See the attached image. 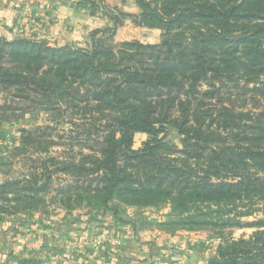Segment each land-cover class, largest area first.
Returning <instances> with one entry per match:
<instances>
[{"label": "trees", "instance_id": "16d2710c", "mask_svg": "<svg viewBox=\"0 0 264 264\" xmlns=\"http://www.w3.org/2000/svg\"><path fill=\"white\" fill-rule=\"evenodd\" d=\"M138 2V24L162 29L160 42L88 49L0 37L1 86L17 88L21 100L59 106L61 114L89 108L80 126L94 124L78 133L76 143L88 149L79 158H46L40 172L0 185V213L45 204L58 172L72 179L57 190L70 207L170 204L173 223L191 229L242 226V216L259 210L264 0ZM172 127L182 147L167 141ZM137 132L151 137L141 148H134ZM248 225L264 226V219ZM210 264H264V230L226 239Z\"/></svg>", "mask_w": 264, "mask_h": 264}, {"label": "rangeland", "instance_id": "374dc122", "mask_svg": "<svg viewBox=\"0 0 264 264\" xmlns=\"http://www.w3.org/2000/svg\"><path fill=\"white\" fill-rule=\"evenodd\" d=\"M91 2L0 0V37L88 49L98 43L117 49L129 41H161L162 29L138 24L142 13L138 0ZM246 25L237 24L234 30ZM18 94L17 88L0 85V185L40 172L46 158L64 160L72 154L79 158L83 142L76 143L78 133L94 125L85 122L87 128L80 126L90 117L89 108L61 114L59 106L41 105L38 99L21 100ZM150 138L148 133L137 132L134 148H141ZM167 141L182 147V136L176 128H170ZM87 151L83 149L82 153ZM71 180L69 175L58 172L44 195L45 204L36 201L28 210L14 207L0 213V264H149L133 257L144 248L153 255L161 254L163 259L150 264L171 263L170 258H174L173 264H210L226 239L249 238L255 231L264 230V226L248 225L264 219V201L259 202L254 214L240 218L242 226L191 229L173 223L176 218L171 215L170 204L138 206L115 200L112 209L107 210L87 201L67 206L57 190ZM149 230L162 232L164 241L149 237ZM178 244L187 249L180 250Z\"/></svg>", "mask_w": 264, "mask_h": 264}, {"label": "crops", "instance_id": "0c3cea01", "mask_svg": "<svg viewBox=\"0 0 264 264\" xmlns=\"http://www.w3.org/2000/svg\"><path fill=\"white\" fill-rule=\"evenodd\" d=\"M148 232V236L150 237V235H152L154 238H156L157 240L156 241H158V240H160V241H164V237L162 236V232H154V231H147ZM145 236V235H144ZM163 243V242H162ZM178 248L181 250V249H187V247L184 245V244H178ZM183 251H186V250H183ZM172 254H174V252H171ZM134 256V258H137L138 259V257H139V259H145L146 261L145 262H150V263H153L154 261H161V259H162V257H160V255L158 256V255H153L152 253H151V251H147L145 248L144 249H139V250H137L136 251V253L135 254H133ZM184 255H186L187 256V253L186 252H184ZM172 256V255H171ZM190 257H192V251H189V253H188V258H190ZM134 258H131V259H134ZM167 258H168V256L166 257V261H168L167 260ZM174 259V258H173ZM173 259H169L170 260V262L171 263H168V262H166V264H173ZM163 260V259H162ZM153 261V262H152ZM165 261V260H164ZM135 263H136V261H135ZM135 263H133V264H135ZM149 263V264H150ZM139 264H142V263H139ZM143 264H147V263H143Z\"/></svg>", "mask_w": 264, "mask_h": 264}]
</instances>
